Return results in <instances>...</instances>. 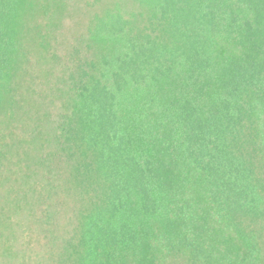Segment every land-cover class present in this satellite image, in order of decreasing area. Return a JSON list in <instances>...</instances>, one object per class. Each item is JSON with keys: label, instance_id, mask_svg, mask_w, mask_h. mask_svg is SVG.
Here are the masks:
<instances>
[{"label": "trees", "instance_id": "obj_1", "mask_svg": "<svg viewBox=\"0 0 264 264\" xmlns=\"http://www.w3.org/2000/svg\"><path fill=\"white\" fill-rule=\"evenodd\" d=\"M114 1L0 0V245L20 216L30 264H261L264 0Z\"/></svg>", "mask_w": 264, "mask_h": 264}, {"label": "rangeland", "instance_id": "obj_2", "mask_svg": "<svg viewBox=\"0 0 264 264\" xmlns=\"http://www.w3.org/2000/svg\"><path fill=\"white\" fill-rule=\"evenodd\" d=\"M88 2H93V0H87ZM105 1H109L110 2H115L114 0H103V2ZM82 6V5H81ZM112 4H110L107 7H111ZM101 7H104V3ZM105 7V8H107ZM99 13V10L95 9V10H91V11H85L84 15H90V20L91 18L95 15ZM90 20L87 22H85V25L88 27ZM72 25L73 22L71 20L65 19L64 20V27L63 30L65 31V36L69 37L70 34L67 32L68 29H72ZM89 28V27H88ZM81 30V29H80ZM264 185V184H263ZM261 195L263 196L264 193H261ZM63 198V196H62ZM76 200H77V205H75L76 208L81 209L82 208V200L80 199L79 195H76ZM59 201V198H58ZM63 203H65L63 201ZM68 203L70 204V206L73 205V201L71 198H68ZM71 210L75 209L74 207H70ZM40 211L36 210L35 215H39ZM66 218V217H65ZM77 217L73 215V223L77 224ZM18 219V225L20 223V220L22 219V217L20 216H15V218L13 219V223L12 225H10V228L13 230V235H7L5 240H2L3 242L0 245V250H2L0 252V264H11L12 262L5 256V254L3 253V251L12 253L14 255H16L17 257H19L20 259L17 261V264H30L31 262H33L31 260V257L33 258V260L35 261V257H40V255L43 253L42 250V246L41 245H35L36 241V231H34V226L30 223V222H21V227L18 229V226L15 227L14 225L16 224V221ZM63 221V220H62ZM65 222V220H64ZM255 222V223H254ZM254 222H247L246 227L253 231V232H257V233H261L262 234V240H261V246H262V257L261 258V264H264V215L262 219H258L257 221L254 220ZM14 236V237H13ZM13 237V238H12ZM30 241L33 243V247L31 246H26L25 249L23 248V245L26 243H30ZM11 242V244H10ZM10 245H13L16 252H12L10 251ZM259 246V245H258ZM35 264V263H33Z\"/></svg>", "mask_w": 264, "mask_h": 264}]
</instances>
